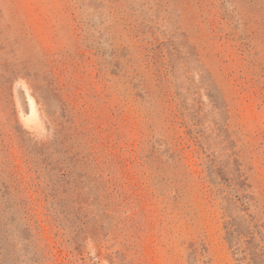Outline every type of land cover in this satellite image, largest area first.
I'll list each match as a JSON object with an SVG mask.
<instances>
[{
  "label": "rangeland",
  "instance_id": "1",
  "mask_svg": "<svg viewBox=\"0 0 264 264\" xmlns=\"http://www.w3.org/2000/svg\"><path fill=\"white\" fill-rule=\"evenodd\" d=\"M255 255L264 0H0V264Z\"/></svg>",
  "mask_w": 264,
  "mask_h": 264
},
{
  "label": "trees",
  "instance_id": "2",
  "mask_svg": "<svg viewBox=\"0 0 264 264\" xmlns=\"http://www.w3.org/2000/svg\"><path fill=\"white\" fill-rule=\"evenodd\" d=\"M235 231H237V230H235ZM231 233H233L232 230L228 233V235L230 236ZM255 256H256V260H258V263L257 264H264V261H262V259H260L259 256H257V255H255Z\"/></svg>",
  "mask_w": 264,
  "mask_h": 264
}]
</instances>
